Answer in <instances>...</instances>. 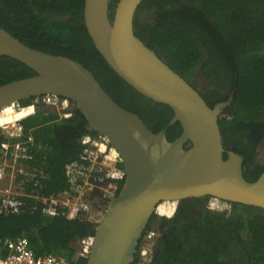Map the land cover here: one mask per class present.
Returning a JSON list of instances; mask_svg holds the SVG:
<instances>
[{
	"label": "trees",
	"instance_id": "1",
	"mask_svg": "<svg viewBox=\"0 0 264 264\" xmlns=\"http://www.w3.org/2000/svg\"><path fill=\"white\" fill-rule=\"evenodd\" d=\"M117 1L111 0V11ZM83 9L84 0H0V27L30 48L80 63L119 106L137 114L153 133L165 128L173 111L135 91L109 68L87 32ZM133 30L210 108L233 93L218 119L219 130L224 148L243 157L244 178L255 181L264 171V0H142ZM33 75L24 64L0 57V85ZM33 100L20 102L25 109L17 114L8 109L3 123L22 117L24 138L31 137L34 143L29 149L32 160L22 164L41 168L47 174L45 195H55L88 171L81 139L94 131L74 109L62 116L44 106L31 112ZM180 133L178 123L169 127L167 140L172 142ZM1 141L5 138L0 134ZM122 183H94L93 192L109 188L117 196ZM22 201L18 214L0 216V240L24 237L35 255L86 264L87 258L76 254L80 239L94 234V224L47 217L40 204L29 198ZM156 214L169 219L160 220L162 237L150 245L149 260L154 246L150 264H264L262 208L206 196L178 205L162 202ZM157 215L149 219L132 264H139L141 241Z\"/></svg>",
	"mask_w": 264,
	"mask_h": 264
},
{
	"label": "water",
	"instance_id": "2",
	"mask_svg": "<svg viewBox=\"0 0 264 264\" xmlns=\"http://www.w3.org/2000/svg\"><path fill=\"white\" fill-rule=\"evenodd\" d=\"M141 1L118 0L111 11V0H84L83 20L109 68L135 91L173 111L157 133L137 114L119 106L83 65L30 48L0 27V57L12 58L35 73L0 85V111L43 95L68 99L120 159L125 177L95 228L86 264H132L149 219L165 201L178 205L185 199L210 196L264 209V171L255 181H247L243 157L223 146L218 119L233 93L210 108L137 38L133 19ZM177 123L181 133L169 142L166 131Z\"/></svg>",
	"mask_w": 264,
	"mask_h": 264
},
{
	"label": "built area",
	"instance_id": "3",
	"mask_svg": "<svg viewBox=\"0 0 264 264\" xmlns=\"http://www.w3.org/2000/svg\"><path fill=\"white\" fill-rule=\"evenodd\" d=\"M38 106L51 108L60 116L73 111V105L68 99L54 95L35 97L28 108L33 112ZM13 107L18 112L25 109L19 103L14 104ZM21 118L7 123L0 121V134L5 138V141L0 142V216L18 214L24 206L22 199L29 198L40 204L42 213L47 217L80 219L94 224L96 228L116 195L115 190L109 188L101 189L100 193L94 194V183L120 182L125 177L123 168L119 167L120 159L110 147L106 137L98 132L84 134L81 139L84 146L82 154L90 162L88 171L76 178L75 185L69 189L46 196L43 181L47 179V174L41 168L28 169L22 164L32 160L29 149L34 143L31 137L25 140ZM43 147L46 148V145ZM93 197L99 199L101 206L96 208L92 204ZM229 209L230 206L228 212ZM150 235L152 234L147 233L143 240ZM93 242L94 234L80 239L76 257L87 258ZM156 242L157 240L155 244ZM152 257L151 255L149 263ZM139 263L141 264L140 260ZM0 264L70 263L57 255H35L28 240L21 237L0 240Z\"/></svg>",
	"mask_w": 264,
	"mask_h": 264
},
{
	"label": "rangeland",
	"instance_id": "4",
	"mask_svg": "<svg viewBox=\"0 0 264 264\" xmlns=\"http://www.w3.org/2000/svg\"><path fill=\"white\" fill-rule=\"evenodd\" d=\"M92 204L95 205V207L97 208L98 206H101L100 202H99V199L97 197H93V199L91 200ZM228 208L229 206L226 207V211L228 212ZM161 218H166V217H159L157 215V218L154 220V222L152 223V226H151V230L150 232H148V234H152L150 236H146L145 240H142L141 241V248H140V258L144 256V260L143 261H146V260H149V253L151 251V244H153L156 240H160L161 237H162V234L160 233V230H159V225H160V220ZM168 219V218H166ZM156 239V240H154ZM152 256H153V252H152ZM142 259H141V262H143ZM152 261V260H151ZM140 264V263H139ZM148 264H150L148 262Z\"/></svg>",
	"mask_w": 264,
	"mask_h": 264
},
{
	"label": "bare ground",
	"instance_id": "5",
	"mask_svg": "<svg viewBox=\"0 0 264 264\" xmlns=\"http://www.w3.org/2000/svg\"><path fill=\"white\" fill-rule=\"evenodd\" d=\"M12 109L13 110V112L15 113V114H17V113H19L18 111H15V109H14V107H13V105H9V106H7V107H5L2 111H1V113H0V121H1V123H3V121L6 119V117H7V113H8V109ZM113 149V148H112ZM114 152H115V150H114ZM116 153V152H115ZM116 155H117V153H116ZM142 246V245H141ZM139 254H140V250H139ZM139 257H140V255H139ZM140 261H141V258H140ZM146 264H148V263H146Z\"/></svg>",
	"mask_w": 264,
	"mask_h": 264
},
{
	"label": "flooded vegetation",
	"instance_id": "6",
	"mask_svg": "<svg viewBox=\"0 0 264 264\" xmlns=\"http://www.w3.org/2000/svg\"><path fill=\"white\" fill-rule=\"evenodd\" d=\"M229 148H231V147H229ZM229 148H227V150H231V149H229ZM140 255V254H139ZM141 259H142V261L144 260V256H143V258L141 257ZM149 262V260H146V261H143V262H141V263H144V264H146V263H148Z\"/></svg>",
	"mask_w": 264,
	"mask_h": 264
},
{
	"label": "clouds",
	"instance_id": "7",
	"mask_svg": "<svg viewBox=\"0 0 264 264\" xmlns=\"http://www.w3.org/2000/svg\"><path fill=\"white\" fill-rule=\"evenodd\" d=\"M173 216V215H172ZM171 218V217H170ZM169 219V218H168Z\"/></svg>",
	"mask_w": 264,
	"mask_h": 264
}]
</instances>
